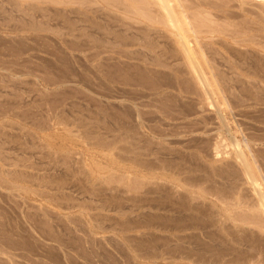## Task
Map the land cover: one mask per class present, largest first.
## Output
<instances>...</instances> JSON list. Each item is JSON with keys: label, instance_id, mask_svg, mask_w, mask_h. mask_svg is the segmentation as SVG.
Masks as SVG:
<instances>
[{"label": "rangeland", "instance_id": "374dc122", "mask_svg": "<svg viewBox=\"0 0 264 264\" xmlns=\"http://www.w3.org/2000/svg\"><path fill=\"white\" fill-rule=\"evenodd\" d=\"M0 264H264V0H0Z\"/></svg>", "mask_w": 264, "mask_h": 264}, {"label": "bare ground", "instance_id": "6f19581e", "mask_svg": "<svg viewBox=\"0 0 264 264\" xmlns=\"http://www.w3.org/2000/svg\"><path fill=\"white\" fill-rule=\"evenodd\" d=\"M163 9L166 11V8H165V7H163ZM166 13H167V12H166ZM200 78H201V77H200ZM200 78H199V79H200ZM3 240H4V239H3Z\"/></svg>", "mask_w": 264, "mask_h": 264}]
</instances>
